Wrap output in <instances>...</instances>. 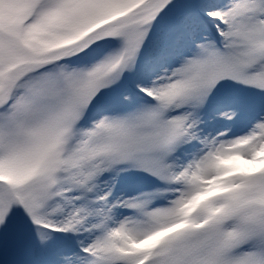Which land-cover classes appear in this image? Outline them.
<instances>
[{"label":"rangeland","instance_id":"rangeland-1","mask_svg":"<svg viewBox=\"0 0 264 264\" xmlns=\"http://www.w3.org/2000/svg\"><path fill=\"white\" fill-rule=\"evenodd\" d=\"M142 1L147 2L0 0V19L7 26L0 29V94L5 91L1 99L13 95L10 106L16 105L13 113L8 110L9 118L0 116V177L16 180L22 172L25 180L37 168L44 157L40 148L47 125L57 118L39 128L54 94H48L52 99L47 102L37 99V89L29 81L19 83L20 79L6 90L34 63V57L46 60L55 54L52 48L73 43L60 68L77 66L80 74L99 86L78 133L76 128L55 133L56 142L70 143L72 154L44 147L47 155L58 159L56 176L64 171L68 182L53 183L54 198L39 203L28 264H130L155 232L166 229L193 196L204 198L214 175L224 172L231 177L221 193L205 198L186 226L169 233L145 264H187L188 260L192 264L191 259L202 258L201 253L190 254L202 239L216 244L213 264H264V179L259 180L264 169L254 167L264 141V0H232L224 10L221 33L225 35L218 39L208 31L202 45L184 39L183 33L187 23L202 21L213 12L199 9L200 0H173L181 15L175 23L165 13L155 16L150 38L143 42V58L134 70L128 46L115 34L82 49L89 37L78 41L86 28L83 23L73 26L76 18L92 27L90 17L111 7L119 15L132 11L135 17ZM157 1L151 0L148 7L154 8ZM170 1H161L158 9ZM146 23L143 18L133 27ZM214 54L226 55L241 80H216L207 87L209 80L197 64L198 57L211 68ZM130 89L137 101H129ZM147 93L152 94L149 100ZM36 117L30 125L29 119ZM123 123L133 130L117 136ZM21 127L27 132H20ZM126 132L131 137L127 141ZM12 157L21 161L15 163ZM135 163L150 167L138 170ZM247 186H252L248 203L227 210L226 204H235ZM8 208L16 220L20 218L23 209L13 203ZM4 233L0 228V253Z\"/></svg>","mask_w":264,"mask_h":264},{"label":"trees","instance_id":"trees-1","mask_svg":"<svg viewBox=\"0 0 264 264\" xmlns=\"http://www.w3.org/2000/svg\"><path fill=\"white\" fill-rule=\"evenodd\" d=\"M176 9L177 8L174 6V4L172 3V0H171L169 3L165 4L159 10H165L166 12H172ZM115 14H116V11L114 10V8L111 7L110 9L98 12V14H94L93 17H90L88 22L93 23L92 25H96V24L108 19L109 17H111L112 15H115ZM146 16H147V14L144 16H141V18H144ZM139 19L140 18L130 20V21L124 22L118 26L107 28L103 32H100V33L96 34L95 36H93V38L89 41V44L97 42L98 40L102 39L103 37H106L108 34H110L112 32H116L123 39L130 40V39H132L131 37L133 36L132 26ZM67 20L68 21L70 20V16L67 17ZM23 21H25V20H22V22ZM72 23H73L72 24L73 26H77V24L80 25L79 23H83L85 25L86 30L90 28V25H86L85 24L86 22L82 21L80 18H76L75 22H72ZM4 25H5V22L0 19V28H7V26H4ZM14 64H15V62H12V65H14ZM44 71L45 70L41 69V70H39V73L34 74V75H36V77H38V78H43V76L46 77L45 76L46 74ZM62 71H63L62 77L64 79L63 81L65 82L64 83L65 88L70 91V94L72 95L71 96L72 99L75 101H78L80 103L82 102V98L85 100H87V98L89 99V92L87 89L90 86L91 81L88 78H84V77L79 76V72L75 69H72V66H69ZM213 73L214 74L218 73L217 75L219 77H224L226 74V72L220 67H218ZM31 76L32 75H29L28 79H30ZM22 81L23 80H21L20 82H22ZM90 87H92V86H90ZM97 87L98 86H93V88H91V89H95ZM58 88L59 87L57 85L55 88V93H56ZM36 89H37L39 94L44 92V90H42V88H40V85L36 86ZM2 101H6V99H4ZM1 103L2 102H0V116L5 117L4 115L6 114L7 116L5 118H9L8 110H10V112L13 113L16 105H14L12 107L10 106V105H12L13 101L6 102L5 104H1ZM17 112H18V110L15 113H17ZM52 152H57V149H53ZM59 152L60 151L58 150V153ZM47 154L48 153L46 152V155L44 156V160H43L42 164L40 165L39 169L36 171L34 178H32L30 180V182H28L26 184L24 190H20V191L19 190L18 191L10 190L9 183H5L3 181H0V209L6 210V208L8 206V200L9 199L14 200L15 198L12 195H13V193L16 194L17 195L16 197L21 201L20 203L23 204L27 208L26 209L24 207L25 208L24 216L21 220L24 223L27 221L26 210H28L30 213L32 211L31 204L34 203L33 192L37 188V182H42L41 183L43 185L42 188L45 190L43 197L47 201H50V198L52 197V194H53V191L50 190L52 181H58L61 178V175L56 176V169L59 168L57 157L54 160L52 158V155H47ZM53 170H54V172H53ZM18 173H17V176H18ZM51 178L55 179V180H52ZM32 205H34V204H32ZM38 206L39 205L37 204L36 210H37ZM6 221L8 222V228H7L8 233L10 235H12L13 237L10 240L8 246L6 244L2 249L3 255H5L6 252H8V253L6 254L4 260L0 264H5L7 260H10V262H7L6 264H20V260L22 258L21 252L22 251L24 252L25 250L27 251V248H29L30 240L32 238L31 235L34 234V229L32 227L28 226L26 229V233L22 234L21 231L19 232V229L20 228L22 229L23 226H19V225L15 224V222H13V227L11 230H9L12 221L9 219H7ZM22 231H23V229H22ZM18 237H21V239L19 240L18 244H15V241L17 240ZM16 245H18V247H20V248L15 247ZM213 245H214L213 241L210 239L209 240L202 239L199 242H197L195 244V246L193 247V249L191 250L190 254L194 255V254L201 253L202 258L197 260V261H193L191 259L192 264H208L210 262V259L212 258L213 247H214ZM5 250H6V252H4ZM11 252L14 254H11ZM3 255H2V257H3ZM0 257H1V255H0Z\"/></svg>","mask_w":264,"mask_h":264},{"label":"bare ground","instance_id":"bare-ground-1","mask_svg":"<svg viewBox=\"0 0 264 264\" xmlns=\"http://www.w3.org/2000/svg\"><path fill=\"white\" fill-rule=\"evenodd\" d=\"M231 1L232 0H200L199 2H201V5L198 6L199 9H201V6H202L204 7L205 10H211V12L213 13H210L202 21L192 20L190 23H187V31L183 33L184 39L190 40V41L197 40V42L202 45L205 42L204 36H206V32L208 31L211 32L212 36H216L218 39H221V37L225 35L221 33L223 30V27L225 26V20H226V15H225L224 10L230 7ZM151 98H152L151 93L145 94L146 100H149ZM238 98L241 99L242 97L238 95ZM137 100L138 99H136V101ZM124 107H126V105ZM257 113L259 114L261 113V111H258ZM212 124H214V121L211 122L210 125ZM262 151L258 155V157L261 160L264 157ZM254 167L258 170H262L256 167L255 162H254ZM229 179L230 178H228V180ZM178 221H179V218H177L176 224L178 223ZM67 249H70V246Z\"/></svg>","mask_w":264,"mask_h":264},{"label":"water","instance_id":"water-1","mask_svg":"<svg viewBox=\"0 0 264 264\" xmlns=\"http://www.w3.org/2000/svg\"><path fill=\"white\" fill-rule=\"evenodd\" d=\"M121 20H123L122 18H115V19H113V20H111V22H119V21H121ZM101 27V26H100ZM99 28V27H98ZM98 28H96V29H94L93 31H95V30H97ZM93 31H91V32H93ZM84 38V37H83ZM82 38V39H83ZM56 60H58V58L57 59H55V60H52V61H49V62H47V63H52V62H55ZM44 64H46V63H44Z\"/></svg>","mask_w":264,"mask_h":264}]
</instances>
